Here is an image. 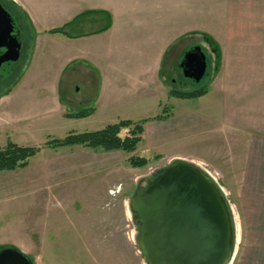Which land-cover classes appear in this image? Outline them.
<instances>
[{
    "label": "crops",
    "instance_id": "obj_1",
    "mask_svg": "<svg viewBox=\"0 0 264 264\" xmlns=\"http://www.w3.org/2000/svg\"><path fill=\"white\" fill-rule=\"evenodd\" d=\"M5 1L28 19L35 45L24 76L0 94V147L8 142L25 146L10 134L25 124L49 123L52 134L62 139L70 132L147 120L134 153L44 147L25 168L0 172V207L23 197L49 204L53 214L44 220L35 215L11 247L34 264L47 252L52 253L48 264H61L53 253L61 250L60 237L72 228L60 229L56 217L68 221V213L57 210L78 197L89 206L85 191L90 179L132 165L136 158L148 164L182 159L211 171L209 165H233L244 158L257 182L252 186L264 198V0H225L223 6L219 0ZM64 26L63 33H51ZM192 34L202 37L215 65L206 94L183 99L170 94L174 89L166 84L162 65L169 49ZM204 36L217 47L218 63ZM69 81H80L77 92L83 93L79 98L68 92L64 102ZM164 105L171 110L169 117L154 119ZM87 109L93 113L86 118L67 117ZM77 215L83 227L73 231L85 239L91 214ZM235 264L264 261L251 257Z\"/></svg>",
    "mask_w": 264,
    "mask_h": 264
},
{
    "label": "rangeland",
    "instance_id": "obj_2",
    "mask_svg": "<svg viewBox=\"0 0 264 264\" xmlns=\"http://www.w3.org/2000/svg\"><path fill=\"white\" fill-rule=\"evenodd\" d=\"M0 3L14 18L23 44L20 59L17 62H7L0 67V94H2L16 85L24 76L34 50L35 34L30 22L22 13L11 9L5 0H0ZM219 3L223 6L225 0H219ZM182 31L184 30L182 29ZM201 38L198 34L183 36L167 52L162 65V76L166 84L174 90L191 91L205 86L212 78L215 59L204 46ZM198 46H203L205 51L202 50L207 59V71L200 82L186 77L182 68L187 53ZM78 87H82L80 81H76V83L69 81L62 100L65 102L68 92L81 98L83 92L78 93ZM88 98L86 95L81 101L85 102ZM52 132L55 130L49 123L45 125L25 124L20 130L10 131V134L12 138L18 137L25 146L43 147L48 135L51 138H58ZM220 141L222 139H219L218 142ZM136 159L139 160V158ZM151 162L142 167L126 164L123 169L119 168L120 170L108 171L92 177L90 179L91 186L89 184L90 188L85 191V196H89V206L84 203L82 198L78 197L79 201L77 200L76 203L63 205L62 209L57 210L59 213L62 211L68 213L66 214L68 221L61 216L56 217L62 222L60 229L72 228V232L61 235V250L53 253L60 258L61 264H145L144 257L140 254L134 241V234L139 231V228L134 224L130 215L128 200L134 195L136 183L140 181L139 178L166 165L162 162ZM209 166L214 171H211L207 166L206 168L213 173L224 188L233 209L236 225V251L232 264L242 259L249 260L251 257L264 261V217L256 218L259 214L264 213V204L262 203L264 198L261 195V190L257 186H252L257 184L252 179L255 177L254 174L249 172V166L244 158L233 165ZM38 203L19 197L1 205L0 251L5 248H13L12 244L18 242L19 236L22 235L20 233L22 228L28 226L34 220L35 215L40 216L43 220L49 218V215H53L47 209L49 204ZM84 211H90L91 214L89 225L86 224L89 227L88 243L86 242L87 237L83 239L82 235L79 236L76 234L77 231H73V229L83 227L82 216L74 217V214ZM51 238H55V236ZM83 240L85 245H81ZM51 254L47 252L42 257L43 261H37L35 264H48Z\"/></svg>",
    "mask_w": 264,
    "mask_h": 264
},
{
    "label": "water",
    "instance_id": "obj_3",
    "mask_svg": "<svg viewBox=\"0 0 264 264\" xmlns=\"http://www.w3.org/2000/svg\"><path fill=\"white\" fill-rule=\"evenodd\" d=\"M14 18L0 3V67L22 50ZM186 77L200 82L207 71L201 47L187 53ZM128 200L139 231L134 234L145 264H232L236 225L232 205L217 178L203 165L174 159L139 178ZM0 264H34L17 248L0 251Z\"/></svg>",
    "mask_w": 264,
    "mask_h": 264
},
{
    "label": "trees",
    "instance_id": "obj_4",
    "mask_svg": "<svg viewBox=\"0 0 264 264\" xmlns=\"http://www.w3.org/2000/svg\"><path fill=\"white\" fill-rule=\"evenodd\" d=\"M64 27L52 30L51 33H63ZM109 25L104 29H108ZM211 44L209 38L204 36ZM212 51L216 58V63L219 60V51L215 45H212ZM207 92V85L196 88L192 91H176L172 90L171 95L183 99H196ZM93 113V109L83 110L77 113L68 114L70 118H86ZM171 110L164 105L160 115L154 119L163 120L169 117ZM147 120L138 122L120 121L115 124L106 126L105 128L92 132L76 133L70 132L62 139L47 137L44 146H20L13 142H8L6 146L0 147V172L14 171L25 168L30 163V160L41 152L44 147L58 149L63 147L82 146L96 151H110L120 149L125 153H134L142 141L144 133V125ZM148 164L141 159L134 160L132 165L140 167Z\"/></svg>",
    "mask_w": 264,
    "mask_h": 264
}]
</instances>
